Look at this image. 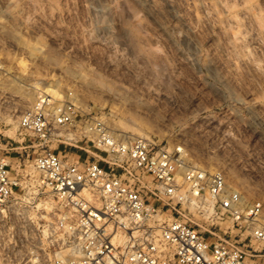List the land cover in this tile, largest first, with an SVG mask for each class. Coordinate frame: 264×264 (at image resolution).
<instances>
[{"label":"rangeland","instance_id":"374dc122","mask_svg":"<svg viewBox=\"0 0 264 264\" xmlns=\"http://www.w3.org/2000/svg\"><path fill=\"white\" fill-rule=\"evenodd\" d=\"M0 63V153L21 179L9 217L34 220L39 253L73 250L57 222L73 210L33 166L42 148L19 126L46 82L77 94L116 133L182 147L189 163L223 170L246 200L264 204V0H0ZM68 141L48 146L70 160L107 157L85 138ZM145 179L152 188L153 177ZM150 200L161 222L180 218L209 238H243L230 219L220 228L189 203L176 210L171 199ZM30 251L25 245L13 261L27 264Z\"/></svg>","mask_w":264,"mask_h":264},{"label":"built area","instance_id":"2783aa9c","mask_svg":"<svg viewBox=\"0 0 264 264\" xmlns=\"http://www.w3.org/2000/svg\"><path fill=\"white\" fill-rule=\"evenodd\" d=\"M2 69L0 63V73ZM19 126L42 148L33 166L58 200L73 210L57 218L58 226L68 227L73 235V250L68 256L39 253L31 243L34 220L24 214L20 223L11 220V201L21 179L9 156L0 153V264H16L12 254L25 245L34 256L27 264H264L263 201L246 200L229 186L223 170L193 165L183 148L170 150L147 136L116 135L104 116L77 103L71 92L59 102L40 93L20 116ZM82 138L107 157L70 160L48 146L51 141ZM145 174L153 177L152 188ZM145 189L154 200L171 199L176 210L179 203H189L220 228L230 219L236 235L243 238H209L180 218L161 222L162 208L152 203ZM244 240L263 247L249 249L241 243ZM20 257L22 261L25 255Z\"/></svg>","mask_w":264,"mask_h":264},{"label":"bare ground","instance_id":"6f19581e","mask_svg":"<svg viewBox=\"0 0 264 264\" xmlns=\"http://www.w3.org/2000/svg\"><path fill=\"white\" fill-rule=\"evenodd\" d=\"M3 67V66H2ZM42 85V89H44L43 91H47V93H48V96H50L51 97V99H54V97H58V96H66L67 95V93L66 92H64L62 89H60V88H56V87H54V85L52 84V83H50V82H46V83H43V84H41ZM36 86H33L32 87V90L31 91H26L25 93H24V95L26 96V98H34V95L36 94ZM46 93V94H47ZM73 98H74V100L77 102V103H79L80 105H82V106H84L85 105V103L77 96V94L76 95H74L73 96ZM30 100V99H29ZM125 131V130H124ZM116 135H123V137H134V135H131V134H129V132L128 131H126V132H124V134H118V133H116L115 131H113ZM125 133H128V134H125ZM181 149H182V147H180ZM230 186V185H229ZM47 204V207H49L50 206V203H46ZM38 205H40V203H38ZM34 262H36V260H34L33 261V263Z\"/></svg>","mask_w":264,"mask_h":264}]
</instances>
